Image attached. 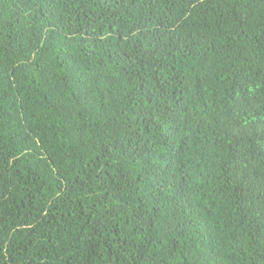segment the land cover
<instances>
[{
	"label": "trees",
	"instance_id": "trees-1",
	"mask_svg": "<svg viewBox=\"0 0 264 264\" xmlns=\"http://www.w3.org/2000/svg\"><path fill=\"white\" fill-rule=\"evenodd\" d=\"M0 264H264V0H0Z\"/></svg>",
	"mask_w": 264,
	"mask_h": 264
}]
</instances>
